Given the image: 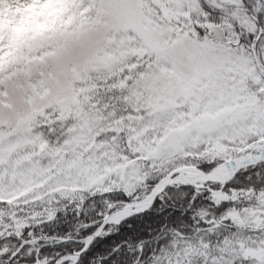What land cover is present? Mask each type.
<instances>
[{"label":"snow or ice","instance_id":"snow-or-ice-1","mask_svg":"<svg viewBox=\"0 0 264 264\" xmlns=\"http://www.w3.org/2000/svg\"><path fill=\"white\" fill-rule=\"evenodd\" d=\"M0 264H264V0H0Z\"/></svg>","mask_w":264,"mask_h":264}]
</instances>
